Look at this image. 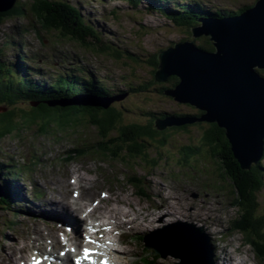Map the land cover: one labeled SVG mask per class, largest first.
<instances>
[{
  "label": "rangeland",
  "instance_id": "1",
  "mask_svg": "<svg viewBox=\"0 0 264 264\" xmlns=\"http://www.w3.org/2000/svg\"><path fill=\"white\" fill-rule=\"evenodd\" d=\"M19 1L29 2V0ZM69 1L80 7L84 17L92 24L93 32H90L88 40L93 44H83L70 36H63L60 32L44 31L41 36L36 37L34 32H27L24 28L18 27L19 24L27 21L26 17H10L0 24V63L8 65L10 61L15 62L17 54L23 52L27 54L28 64L40 68L44 75L47 72L55 75L59 71L69 73L72 67L80 68L85 75L95 74L97 79L109 88V94L111 92V95L115 97L112 104L121 109L124 124L148 122L152 119V115H148V112L153 114L197 112L195 107L179 103L164 93V87H171L173 84L171 79L166 82L154 80V71L157 68L153 63V56H157L161 49L176 41L194 40L191 27L175 23L170 18V14L168 17L162 11L150 10L149 0H142L138 6H135L132 0ZM177 1L181 3V6L191 2L205 8L238 10L241 5L251 4L254 0ZM159 2L165 6L169 3L175 4L174 0H168V3ZM171 10L173 11V7ZM206 38L208 37L201 36L194 41L199 45L206 42ZM2 73L5 75V72ZM142 85H146L145 90H140ZM207 126L208 123L204 122L189 126L188 130L173 131L172 137L170 136L167 145L163 147L149 143L148 147L153 154L161 152L159 156L157 155L158 165L152 162L112 161L111 158L107 159L108 161L103 160L93 152V147L99 141L97 140L98 130L94 125L84 123L75 130L59 132L48 130L51 131L49 133L38 132V129L33 126L23 128L20 132L0 140V162L6 164L0 183L4 184L5 180H11L8 176H13L16 180L15 186L23 194H32L35 189L40 190L43 196L28 207L31 211L44 216L39 208H46L44 202L49 192L64 188V180L76 178L79 174L76 169H82L84 173L79 175L85 178L87 176L82 182L83 186L89 180L88 178L97 179L99 185H102L105 176L110 181L109 184L114 174L124 173L126 169L131 175L149 177L145 180L154 182V190H160L158 185L163 184L164 188L161 190L168 192L173 198H179L187 208L193 201L199 203L203 198L206 199L210 204L205 217L213 220L222 218L224 222L228 221L231 224L235 219H239L236 214L240 210L235 206L232 214L228 215L226 204L232 199L236 200V194L231 181L217 173V169L220 173L219 165L212 160L211 152L204 148L203 153L202 151L199 153V158L193 157L187 162L182 156H178L183 145H199L202 142V132ZM77 148L88 149L93 155L76 159V162L72 161L73 163L65 162L63 157ZM34 157H39L40 162L33 166L31 171L26 172L24 165L29 164ZM261 164L264 166V159ZM207 169L213 180L203 178L206 177ZM19 176L26 177L30 181L22 182ZM196 180L203 181L201 187L204 191H207L211 184L209 191L207 193L199 191L200 182ZM52 182L60 187L53 190L49 185ZM32 185L35 187L34 190H31ZM70 185L69 188L74 190L71 183ZM79 188L82 190L81 187ZM85 193H90L87 187L82 190L81 196L84 197ZM56 195L61 196L58 192ZM195 196L198 198H193ZM258 203L260 207L257 214L264 216V188L259 193ZM174 204L175 201L170 203V206L177 209V204ZM161 205L162 203H159V206ZM11 209L15 208L11 207ZM181 215L185 216L187 212L183 210ZM25 226L28 225L20 222L19 217H14L11 211H0V251L4 242L11 243L9 235L22 236L21 230L25 229ZM122 258L129 260L131 256Z\"/></svg>",
  "mask_w": 264,
  "mask_h": 264
},
{
  "label": "trees",
  "instance_id": "2",
  "mask_svg": "<svg viewBox=\"0 0 264 264\" xmlns=\"http://www.w3.org/2000/svg\"><path fill=\"white\" fill-rule=\"evenodd\" d=\"M132 1L135 4L137 1L141 2V0ZM174 3L175 8L180 10L177 15H172V20L179 25L189 27L198 24L199 16L232 15L244 10L216 8L215 10L201 8L198 4L190 6L189 3H184L181 6L177 0H174ZM149 7L165 12V7H157L154 0H150ZM15 14L25 15L23 17L27 18L28 23H35L33 25L35 28L60 32L63 36H70L73 40L76 39L83 44H93L88 40L93 28L84 18L81 9L69 1L29 0L27 5L21 2L16 4L12 10L0 13V23L5 18L17 16ZM23 25L19 24L18 27ZM193 39L195 40V37ZM199 46L207 50H214V45L208 38ZM21 53L23 57L20 55ZM20 56L21 59H19ZM16 57L17 62L13 67L4 66L2 68L0 65V108H7L0 111V140L15 132H20L23 128L32 126L37 128L38 132L49 133L51 131L48 130L55 132L75 130L86 123L94 125L98 130L97 140L99 139V141L93 149L106 157H111L115 161L124 160L127 163L137 161L152 162L154 165H158V156L161 152L153 154L148 147L149 143H153L157 147L166 146L173 131L188 130V127L193 124L204 123L201 121L159 130L155 126V120L169 113L153 114V112H148V115H152L150 121L124 124L122 123V111L115 105L106 108L98 105L68 104L61 106L51 104L53 101L63 98L71 99L79 94H91L95 97L110 95L112 98V93L109 94V88L101 80H98L95 74L85 75L78 68L72 67L69 73L59 71L55 75L49 72L44 75L40 68L33 65L30 68L25 64L28 63V59L23 52H20ZM157 58L158 56H153L155 66L158 63ZM2 72H5V75ZM260 72L264 75V68H261ZM170 79L173 82L172 86L179 80L176 76H172ZM167 88L169 87H164V90ZM145 89L146 85H142L140 88V90ZM202 113L204 112L199 109L193 114L173 112L180 116H200ZM201 138L202 142L199 145H183L178 156H182L187 162L192 157L199 158V153L201 151L203 153L204 148L211 152L212 160L219 165L221 175L231 181L234 193H236V201L244 209L246 220L249 222L247 227L252 228L254 243L264 257V217L257 215L258 195L264 188V167L260 162L253 164L251 168H243L234 157L224 128L219 127L216 123H208ZM84 155V151L78 152V157ZM73 158L74 155L69 154L66 161H71ZM4 166L5 164L1 163V171ZM8 178L14 179L13 176H8ZM139 181L141 183V180ZM3 200H9L6 194Z\"/></svg>",
  "mask_w": 264,
  "mask_h": 264
},
{
  "label": "water",
  "instance_id": "3",
  "mask_svg": "<svg viewBox=\"0 0 264 264\" xmlns=\"http://www.w3.org/2000/svg\"><path fill=\"white\" fill-rule=\"evenodd\" d=\"M15 1L0 0V11L8 10ZM199 21L201 25L192 28L193 36H207L214 50L201 48L193 40L163 49L158 54L155 80L178 77L164 93L204 113L167 114L156 120V127L165 130L201 121L216 123L224 128L234 157L243 168H251L264 156V76L260 73L264 68V0H257L241 14ZM112 101L73 98L51 104L108 108Z\"/></svg>",
  "mask_w": 264,
  "mask_h": 264
},
{
  "label": "bare ground",
  "instance_id": "4",
  "mask_svg": "<svg viewBox=\"0 0 264 264\" xmlns=\"http://www.w3.org/2000/svg\"><path fill=\"white\" fill-rule=\"evenodd\" d=\"M139 4H140V1H137L136 4H134V5L138 6ZM166 7L168 8V14H170V18H171L172 17L171 9L173 7V4L169 3ZM202 13H204V12H202ZM210 16L216 17L215 15L214 16L210 15ZM168 17H169V15H168ZM19 53L17 54V56H19ZM20 55L23 57L22 53ZM25 55L27 56V54H25ZM21 56L19 59H21ZM11 60H13V58H11ZM25 64L29 67L32 66V64H28V63H25ZM26 65H25V68H26ZM10 167H12V165ZM81 177H83V176H81V175L77 176V178L79 180L77 183H82L83 181H85L86 178L83 177L84 178V180H83V178H81ZM148 182H149L150 186H152L154 184V182H151V180H148ZM93 183H94V181L89 179L84 184H85V186H86V184H90L89 186H87V188L90 190ZM49 185L52 188H55L56 183L52 182ZM61 185H63V184H61ZM81 185L83 186V183ZM70 186L71 185L68 181L67 183H65V187L61 188L59 191L49 192V196H47V198L44 202L48 211L44 210V215L46 216V218H51V219L57 220L59 222H61V221L66 222V224H69V225L74 226V227H79V228L80 227L83 228L84 226L86 227L87 223H86V217L83 216L84 210H83L82 200L86 199L90 195V193H85L84 197H82L80 195V197H82V200H70L69 199L70 197H72V196L74 197V190L70 189L69 188ZM158 186H160L161 189L164 188V185L161 183ZM59 187H60V185H59ZM83 188H84V190L86 189V187H83ZM16 192L19 196L21 195L18 188L16 189ZM57 192L61 195L60 197H58L56 195ZM154 195H157L158 197L163 199L161 202H159V203H162V205L159 206V203H156L155 205H153L152 209L148 210L147 213L144 215V223H140L137 226L138 229L147 230L150 228H156V227L161 225L160 222L157 220L156 214L154 212L155 210L162 211L163 212L162 216H164V215L167 216V218L170 219L171 222H175L178 219H185L187 217L188 218L190 217V218L197 220V221H203L206 225V230L210 234L211 233H213V234L218 233L221 230L219 228V226L224 224V220L222 218H219V219L214 220V221L211 219L204 218V215L201 213V211L197 210L196 208H194L196 213H194V211H190V212H187V215L182 216L181 213L183 212V210L178 208L179 205H176L177 209H174L170 206V203L174 202V200L170 201V198H171L170 195L162 192L161 190L153 191L152 196L154 197ZM10 197H12V196L10 195ZM167 203H168V205H167ZM171 211H173V212H171ZM30 212L36 213L35 211L34 212L31 211V209H30ZM174 212H176V214H174ZM192 212L195 215L194 214L191 215L190 213H192ZM176 216H178V217H176ZM196 216H198V217H196ZM159 218H161V216ZM114 223L117 226H123L126 222L120 220V218H117ZM48 224H49V221H48V219H46V226ZM33 232L39 238H43V239L46 237L51 238L52 236L56 237V234L54 232H50L51 234L44 236V230L42 229V226L40 225V223H36L34 225ZM223 232H224L223 237H226L227 235H229L232 232V230L231 229L226 230L224 227ZM76 236L79 237V234ZM18 243H19V240L17 238H12L11 246L16 247L18 245ZM20 243L23 244L22 241H20ZM57 243H58V241H57ZM233 243H235V244L233 245L232 250H228L227 245L233 244ZM5 247H6L7 257L5 260H2L0 258V264H12L15 261V256L13 254L14 251H10L9 249H7V245H5ZM215 247H217V249H218L217 254H216V259L214 260L215 264H227V260L229 257L233 261V263L237 262L238 264H247L248 256H246L245 253H249L250 250H249L247 245H244V239L242 237H235V238L231 239L228 243L226 242L224 244L216 243ZM22 249H25V250L31 249V245L28 243V244L24 245L23 247H19V250H22ZM127 249L128 250H134L136 248H133L132 246L129 245L127 247ZM234 253H238V256ZM129 262L131 264H133L132 261H129Z\"/></svg>",
  "mask_w": 264,
  "mask_h": 264
},
{
  "label": "snow or ice",
  "instance_id": "5",
  "mask_svg": "<svg viewBox=\"0 0 264 264\" xmlns=\"http://www.w3.org/2000/svg\"><path fill=\"white\" fill-rule=\"evenodd\" d=\"M92 249L85 248L83 249V255L77 258V264H81L82 260H89L91 264H96V261L92 258ZM63 255V253H61ZM33 264H40L38 260H34ZM101 264H107V260L101 261Z\"/></svg>",
  "mask_w": 264,
  "mask_h": 264
}]
</instances>
